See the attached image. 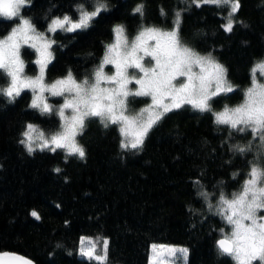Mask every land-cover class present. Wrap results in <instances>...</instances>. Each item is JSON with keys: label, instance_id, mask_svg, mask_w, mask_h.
<instances>
[{"label": "trees", "instance_id": "obj_1", "mask_svg": "<svg viewBox=\"0 0 264 264\" xmlns=\"http://www.w3.org/2000/svg\"><path fill=\"white\" fill-rule=\"evenodd\" d=\"M81 2L31 0L22 15L37 30L46 31L54 16L75 18ZM105 2L109 10L87 30L58 32L53 37L54 58L47 66L46 82L66 76L69 69L78 81L89 77L104 46L112 42L115 25H124L129 37L142 25L170 30L179 12L182 42L202 55L210 52L236 86L227 96L214 98L213 109L221 111L225 104L233 107L242 102L252 67L264 60V0H240L231 33L221 27L227 9L214 5L197 7L192 0ZM92 3L87 0L89 10ZM138 4L144 5L142 17L133 15ZM17 23L0 18V38ZM21 56L25 75L36 76L35 51L25 46ZM105 72L113 73L111 68ZM6 84L7 78L0 74V85ZM129 99L133 110L150 103L147 97ZM31 100L28 90L14 103L0 96V252L18 253L35 264H85L76 248L78 238L88 235L108 238V264H148L153 243L187 248L188 264H235L216 246L220 230L227 233L229 226L208 209L200 192L213 193L215 203L220 192L230 196L241 189L250 162L264 151L250 131L239 133L217 125L210 112L184 105L150 130L140 150H122L117 125L105 128L99 118H89L79 137L84 159H65L60 150L30 155L19 143L25 125L33 123L50 132L60 123L58 116L30 108ZM49 100L63 102L62 97ZM249 141L252 151L245 155L232 150L233 145ZM33 210L40 220L30 215Z\"/></svg>", "mask_w": 264, "mask_h": 264}, {"label": "snow or ice", "instance_id": "obj_2", "mask_svg": "<svg viewBox=\"0 0 264 264\" xmlns=\"http://www.w3.org/2000/svg\"><path fill=\"white\" fill-rule=\"evenodd\" d=\"M197 7L214 5L227 9L224 23L225 32L231 33L234 18L239 11L240 0H192ZM31 6V0H0V18L17 20L11 31L0 38V74L7 78L6 85H0V96L14 103L25 91H31L29 105L41 114L56 115L59 126L46 132L39 126L28 123L21 132L19 143L31 155L35 151L63 152L65 159H84L86 152L77 137L83 134L85 121L99 118L108 128L117 125L122 150H140L150 130L170 112L190 105L201 113L210 112L217 125H226L239 133L250 131L252 140H258V147L264 149V60L251 69V84L243 89L240 104L221 111H215L211 101L227 96L236 90L227 79V69L210 52L202 55L184 44L180 36V13H176L172 28L141 26L137 33L129 37L124 25L112 29L113 40L104 46L98 66L89 77L77 80L69 69L66 76L48 83L45 79L48 64L53 60L52 48L56 44L53 37L58 32L76 33L87 30L92 22L108 11L105 0H93L92 10L87 0L76 5L77 16L63 14L52 17L46 31H39L22 10ZM144 15V5L138 4L133 15ZM161 15L167 13L161 9ZM33 49L39 66L34 77L25 75V62L21 56L23 47ZM114 68L112 74L105 67ZM132 71H129V70ZM135 85V87H129ZM62 97L63 102L56 107L48 103L45 94ZM147 97L150 103L139 110L130 107L129 98ZM231 134V133H230ZM253 143L235 144L232 150L240 155L252 151ZM54 171L59 173L61 169ZM199 183V181H196ZM201 197L208 209L218 215L230 231L222 228L216 246L221 255L230 257L235 264H264V151L250 162V169L238 192L229 196L220 192L215 203L214 195L201 190ZM30 215L36 220L41 217L37 211ZM60 247V245H57ZM110 241L106 237L81 235L77 241L76 254L85 264H108ZM149 264H164L170 259L186 262L188 249L164 243L150 246ZM71 255V253H69ZM0 264H35L33 260L18 253L0 252Z\"/></svg>", "mask_w": 264, "mask_h": 264}, {"label": "rangeland", "instance_id": "obj_3", "mask_svg": "<svg viewBox=\"0 0 264 264\" xmlns=\"http://www.w3.org/2000/svg\"><path fill=\"white\" fill-rule=\"evenodd\" d=\"M39 67V66H38ZM106 68H111L112 69V71L114 72L115 70H114V68H112V66L111 65H107L106 67H105V69ZM104 69V70H105ZM129 71H132L131 69L129 70ZM257 76H258V79H260L261 80V82H264V77H259V74H257ZM131 86V85H130ZM129 86V87H130ZM135 86V85H134ZM46 96H47V98H48V103H50V104H52V105H54V106H56V107H59V105L61 104V103H56V102H54V101H50L49 100V97H51L52 98V96H49L47 93L45 94ZM55 98H61V97H55ZM79 137L80 136H78L77 137V140H78V142H79ZM37 151H39V150H37ZM260 215H264V212H261V213H259ZM229 231H230V226H229ZM228 231V232H229ZM174 246V245H173ZM177 247H181V246H177ZM150 256H151V249H150ZM150 259V258H149ZM188 262H189V251H188V256H187V260H186V262H183V261H177L176 262V264H188ZM148 264H149V261H148ZM164 264H171V261H170V259H165L164 260ZM257 264H259V262H257Z\"/></svg>", "mask_w": 264, "mask_h": 264}, {"label": "water", "instance_id": "obj_4", "mask_svg": "<svg viewBox=\"0 0 264 264\" xmlns=\"http://www.w3.org/2000/svg\"><path fill=\"white\" fill-rule=\"evenodd\" d=\"M23 256V255H22Z\"/></svg>", "mask_w": 264, "mask_h": 264}]
</instances>
